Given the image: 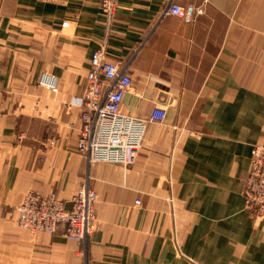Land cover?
Wrapping results in <instances>:
<instances>
[{"label":"crops","instance_id":"1","mask_svg":"<svg viewBox=\"0 0 264 264\" xmlns=\"http://www.w3.org/2000/svg\"><path fill=\"white\" fill-rule=\"evenodd\" d=\"M169 1L119 0L108 28L100 0H0V264H264V221L244 202L264 144V0H173L202 9L191 25L164 14ZM103 47L113 63L134 57L122 112L148 121L165 109L130 167L77 149ZM87 178L86 244L17 225L26 194L70 207Z\"/></svg>","mask_w":264,"mask_h":264},{"label":"built area","instance_id":"2","mask_svg":"<svg viewBox=\"0 0 264 264\" xmlns=\"http://www.w3.org/2000/svg\"><path fill=\"white\" fill-rule=\"evenodd\" d=\"M118 1L100 0L104 25L108 28L116 20ZM202 12V9L195 5L182 7L170 0L164 14L178 17L185 24L191 25ZM105 51L103 47L91 57V69L86 76V89L79 106L82 125L77 149L86 155L89 164L110 162L130 167L136 163L147 122H162L165 119V109H156L148 121L125 115L122 112L123 100L132 89V80L127 71L134 57L124 64L113 63L106 59ZM41 83L56 89V82L50 77H42ZM50 144L53 145L54 142ZM244 185L246 212L264 221L262 143L253 148L251 167ZM96 201L97 194L87 178L78 188L70 207L53 191L46 195L29 192L16 210L22 227L32 232L47 234L64 228L68 241L81 246L87 243V239H90L96 230Z\"/></svg>","mask_w":264,"mask_h":264},{"label":"rangeland","instance_id":"3","mask_svg":"<svg viewBox=\"0 0 264 264\" xmlns=\"http://www.w3.org/2000/svg\"><path fill=\"white\" fill-rule=\"evenodd\" d=\"M19 206V205H18ZM16 222H17V225L20 227V228H22V229H24V230H26V231H29L30 233H32L33 235H35V234H38V233H45V232H32L31 230H29L28 228H26V227H22L20 224H19V215H18V212H17V219H16ZM96 227H97V223H96ZM62 233L64 236L66 235V233H65V229L64 228H59L58 230H57V232H55V233H53V234H47V233H45V234H47V235H55V234H57V233ZM66 237V236H65ZM91 239V238H90ZM89 238L87 239V242L90 240ZM68 240V239H67Z\"/></svg>","mask_w":264,"mask_h":264}]
</instances>
